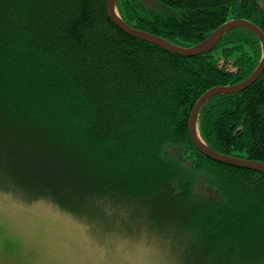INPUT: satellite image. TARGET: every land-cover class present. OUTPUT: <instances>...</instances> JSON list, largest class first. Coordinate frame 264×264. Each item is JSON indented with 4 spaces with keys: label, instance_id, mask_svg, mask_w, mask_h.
I'll return each mask as SVG.
<instances>
[{
    "label": "trees",
    "instance_id": "trees-1",
    "mask_svg": "<svg viewBox=\"0 0 264 264\" xmlns=\"http://www.w3.org/2000/svg\"><path fill=\"white\" fill-rule=\"evenodd\" d=\"M109 0H0V185L49 199L96 234L156 242L173 264H264V172L205 154L190 117L264 57L246 26L185 55L119 26ZM116 0L179 47L232 19L264 32V0ZM208 148L264 163V70L197 114Z\"/></svg>",
    "mask_w": 264,
    "mask_h": 264
},
{
    "label": "rangeland",
    "instance_id": "rangeland-1",
    "mask_svg": "<svg viewBox=\"0 0 264 264\" xmlns=\"http://www.w3.org/2000/svg\"><path fill=\"white\" fill-rule=\"evenodd\" d=\"M172 259L156 242L96 234L49 199L28 200L0 185V264H173Z\"/></svg>",
    "mask_w": 264,
    "mask_h": 264
},
{
    "label": "water",
    "instance_id": "water-1",
    "mask_svg": "<svg viewBox=\"0 0 264 264\" xmlns=\"http://www.w3.org/2000/svg\"><path fill=\"white\" fill-rule=\"evenodd\" d=\"M108 6H109L110 15L112 16L114 21L116 23H118L119 26L121 28H123L125 31H127V32H129L135 36L143 37L150 42H153V43L158 44L162 47H165L167 49H170L172 51H176L178 53H182L185 55H195V54H199V53H202L206 50L211 49L223 33H225L227 30H229L230 28L235 27V26H246V27L254 30L260 36V38L263 42V48H264V32H263V30L259 26L255 25L254 23H252L251 21H249L247 19L242 18V19H232L230 21H227L223 25H221L219 28H217L216 31L210 37H208L207 39H205L201 43H199L195 46H191V47H179V46H176L170 42H167L166 40H164L163 38H161L160 36H158L156 34L149 33L147 31H143V30L134 28L131 25L125 23L116 11V0H109ZM263 70H264V57H263V60L261 61L260 66L258 67V69L248 79H246L242 82L236 83L234 85L215 86V87L209 89L207 92H205L196 102V104L192 110L191 117H190V133H191V136H192L195 144L208 156H210V157H212L215 160H218L220 162H224V163H228V164H234V165H238V166L250 167V168L257 169V170L264 172V163H262V162L244 159V158H239V157H235V156H230L227 154L216 152V151L208 148L207 145L204 143V141L201 139V137L197 131V127H196L197 114H198L201 106L203 105V103L205 101H207V99L211 95H213L214 93H217V92H221V91L233 92V91H236L238 89L245 88L248 85H250L252 82H254L260 76V74L262 73Z\"/></svg>",
    "mask_w": 264,
    "mask_h": 264
}]
</instances>
